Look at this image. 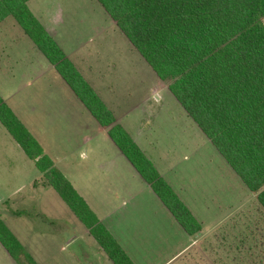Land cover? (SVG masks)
<instances>
[{
  "label": "trees",
  "instance_id": "obj_1",
  "mask_svg": "<svg viewBox=\"0 0 264 264\" xmlns=\"http://www.w3.org/2000/svg\"><path fill=\"white\" fill-rule=\"evenodd\" d=\"M264 210V0H96ZM0 0L188 235L201 224L33 16ZM0 122L113 264H135L0 96ZM0 243L36 264L0 217Z\"/></svg>",
  "mask_w": 264,
  "mask_h": 264
},
{
  "label": "crops",
  "instance_id": "obj_2",
  "mask_svg": "<svg viewBox=\"0 0 264 264\" xmlns=\"http://www.w3.org/2000/svg\"><path fill=\"white\" fill-rule=\"evenodd\" d=\"M38 19L84 77V56L83 60L82 54L77 58L82 62L76 60L77 54L84 51V41L75 49L71 45L74 37L63 35L60 43L59 35H54L48 26L54 25V21L50 17L45 22ZM55 29L53 27V31ZM57 74L14 18L8 16L0 22V96L4 102L135 264H168L195 244L196 236L203 232L202 226L196 235H188L182 229L109 137L107 127L97 122ZM88 83L194 215L196 204L185 199L184 184L175 176L179 172L176 162L170 161L173 146L166 144L162 149L159 145L166 133L160 128V118L154 117L150 123H143L146 115L132 111L131 106L119 111L115 103L119 104L121 100L117 97L106 100L91 82ZM184 111L176 113L175 118H186ZM177 129L184 131V127ZM78 151H84L83 157L76 154ZM80 166L97 170L96 179L91 183L95 194L88 188L74 185L72 172ZM42 176L34 161L27 157L0 122V217L5 225L36 264H110L88 229L77 217L74 222L73 211L53 187L49 186L54 190L51 191L44 179L42 182ZM87 234L105 257L93 255L82 262L72 251H67V247L82 241L81 236ZM184 234L189 238L186 239ZM171 247L178 248L177 252L161 261L160 257L165 253L161 249ZM57 250L60 256H56ZM0 264H18L1 243Z\"/></svg>",
  "mask_w": 264,
  "mask_h": 264
},
{
  "label": "rangeland",
  "instance_id": "obj_3",
  "mask_svg": "<svg viewBox=\"0 0 264 264\" xmlns=\"http://www.w3.org/2000/svg\"><path fill=\"white\" fill-rule=\"evenodd\" d=\"M28 7L36 19L45 22L50 17L54 21V25L48 26L54 35H59L60 43L62 37L72 35L71 45L77 49L84 41V51L79 50L76 60L82 62L84 56V77L101 96L121 100L115 103L119 111L131 106L132 111L146 115L143 123L160 118V128L166 133L159 145L162 149L166 144L173 146L170 161L176 162L179 171L175 176L184 184L185 199L196 204L194 215L203 231L196 236L193 246L168 264H264V210L255 195L187 114L186 118H175L176 113L184 110L174 100L167 82L148 66L102 6L96 0H29ZM81 54L82 60L77 59ZM181 127L184 131L177 129ZM76 154L83 157L84 151ZM96 171L80 166L72 172L74 185L95 194L91 183L96 179ZM75 219L74 215V222ZM178 229L182 231L179 226ZM87 235H82V241L73 243L67 251L82 262L93 255L105 257ZM86 241L90 242L84 244ZM164 250L161 261L171 258L178 248H162L161 252ZM60 255L57 250L56 256Z\"/></svg>",
  "mask_w": 264,
  "mask_h": 264
}]
</instances>
